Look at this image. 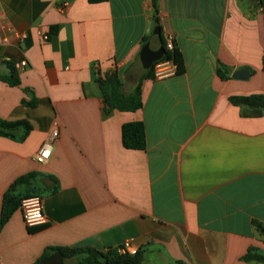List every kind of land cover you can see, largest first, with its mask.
Masks as SVG:
<instances>
[{
    "label": "crops",
    "instance_id": "crops-1",
    "mask_svg": "<svg viewBox=\"0 0 264 264\" xmlns=\"http://www.w3.org/2000/svg\"><path fill=\"white\" fill-rule=\"evenodd\" d=\"M168 40L183 72L143 80L141 109L105 115L98 79L116 71L131 93L143 46ZM263 57L264 0H0V78L27 64L17 86L0 79V120L30 129L22 142L0 137V212L33 174L15 195L40 196L46 218L26 228L18 209L0 231V264L126 241L141 264H262L243 258L264 255V110L230 98L264 96ZM240 70L246 80L232 78ZM134 122L143 151L122 146Z\"/></svg>",
    "mask_w": 264,
    "mask_h": 264
},
{
    "label": "trees",
    "instance_id": "trees-1",
    "mask_svg": "<svg viewBox=\"0 0 264 264\" xmlns=\"http://www.w3.org/2000/svg\"><path fill=\"white\" fill-rule=\"evenodd\" d=\"M107 0H87L89 4L104 3ZM155 4V0H152ZM163 47L165 45L163 43ZM165 50V49H164ZM162 60H172L177 65L176 74L183 72L181 59L177 51L174 49L172 53L165 50ZM153 66L143 72L141 80L135 86L131 93H125L124 85L118 79L116 71L110 74H104L98 79V85L102 94L103 103L105 106L104 114L108 115L111 111L120 112H135L142 107L141 102V83L143 80H152ZM262 71L264 72V57L262 58ZM221 79H226L221 77ZM9 86H17L19 84L15 70L11 67L9 78H0ZM230 102L235 106H247L249 108L264 110V96H249V97H232ZM30 129L25 123H7L0 120V137L10 138L22 142L25 140ZM19 137H16V135ZM122 146L126 150L143 151L146 147L144 125L141 122L128 123L123 125L121 130ZM36 175H28L16 180L9 189L5 192L1 203L0 212V231L10 220L12 215L19 209V204L22 198L15 195L16 188L20 185H25L29 181L34 180ZM31 196V195H30ZM51 252L60 253L65 264H141L142 255L137 253L134 256L129 254H121L118 249H108L106 251H98L92 248H61L50 250ZM254 249H249L243 260L250 262L256 261L264 264V255H261ZM48 256L46 253L44 257ZM39 261L37 262V264Z\"/></svg>",
    "mask_w": 264,
    "mask_h": 264
},
{
    "label": "built area",
    "instance_id": "built-area-1",
    "mask_svg": "<svg viewBox=\"0 0 264 264\" xmlns=\"http://www.w3.org/2000/svg\"><path fill=\"white\" fill-rule=\"evenodd\" d=\"M165 50L169 53L174 51L173 44L170 40L165 42ZM27 66L25 61L15 63L12 65L15 71H20ZM152 69V80L162 81L169 79L176 75L177 65L172 60H159L155 62ZM58 137V132L53 129L47 140L43 143L35 156L36 163L43 165L48 162L52 146ZM19 210L22 215V220L26 228H36L46 223V218L43 212V200L40 196L32 195L23 197L19 204ZM121 254H129L134 256L138 251L133 248L129 241L124 242L119 248Z\"/></svg>",
    "mask_w": 264,
    "mask_h": 264
},
{
    "label": "water",
    "instance_id": "water-1",
    "mask_svg": "<svg viewBox=\"0 0 264 264\" xmlns=\"http://www.w3.org/2000/svg\"><path fill=\"white\" fill-rule=\"evenodd\" d=\"M164 54H165V50L163 47H160L156 51H152L149 48L148 44L144 45L139 54V60L143 70L144 71L149 70L155 62L163 58ZM248 76L249 73L246 70H240L236 72L232 76V78L236 80H246ZM39 264H65V260L60 253L56 252L51 256L41 260Z\"/></svg>",
    "mask_w": 264,
    "mask_h": 264
},
{
    "label": "rangeland",
    "instance_id": "rangeland-1",
    "mask_svg": "<svg viewBox=\"0 0 264 264\" xmlns=\"http://www.w3.org/2000/svg\"><path fill=\"white\" fill-rule=\"evenodd\" d=\"M128 85V84H127Z\"/></svg>",
    "mask_w": 264,
    "mask_h": 264
}]
</instances>
